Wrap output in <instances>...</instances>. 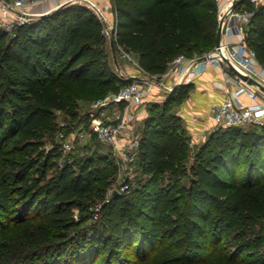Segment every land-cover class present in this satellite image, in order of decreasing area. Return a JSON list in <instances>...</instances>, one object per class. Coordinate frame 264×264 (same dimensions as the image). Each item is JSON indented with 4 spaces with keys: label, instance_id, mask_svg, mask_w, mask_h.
Here are the masks:
<instances>
[{
    "label": "trees",
    "instance_id": "16d2710c",
    "mask_svg": "<svg viewBox=\"0 0 264 264\" xmlns=\"http://www.w3.org/2000/svg\"><path fill=\"white\" fill-rule=\"evenodd\" d=\"M112 3L114 47L146 73L161 75L177 55L216 45L214 0ZM102 27L90 8L68 2L12 35L0 29V264H264V238L252 236L264 218V128L215 129L188 165L190 137L173 111L187 87L149 108L137 151L141 188L104 202L103 232L88 224L116 162L110 149L74 160L76 170L55 168L62 143L54 112L76 127L79 96L102 99L129 83L104 59ZM246 42L264 68V5Z\"/></svg>",
    "mask_w": 264,
    "mask_h": 264
},
{
    "label": "built area",
    "instance_id": "2783aa9c",
    "mask_svg": "<svg viewBox=\"0 0 264 264\" xmlns=\"http://www.w3.org/2000/svg\"><path fill=\"white\" fill-rule=\"evenodd\" d=\"M12 7L16 10H23L16 15L14 11L7 5H3L1 14L3 17H20L24 18L26 13V3L28 0H12ZM70 1V0H68ZM66 1V2H68ZM86 3L98 15L99 20L103 24L102 34L107 40L114 42L116 37V22L114 29L109 26L105 14L95 4L94 0H78ZM222 0H214L219 5ZM65 2V3H66ZM235 0L230 2V7L225 14V24L220 23L222 32L225 36L230 35L233 31H237L242 36V41L237 48L228 41L220 39L218 46L208 51H203L198 55L187 57L183 54L173 58L164 73L161 75H153L147 73L145 77L135 76L129 78L128 84L122 86L117 92L96 101L93 106L94 111L89 113V123L85 129L88 137L95 136L100 142L108 145L112 150L116 163H130L137 158L140 137L132 132L129 125V119L120 113L118 106L140 105L144 102V98L152 93L154 88L162 86L166 90L174 87L177 78H190L204 72L209 66H218L227 68L228 64L247 74L253 82L248 84L239 77H227V82H231L235 86V96L226 97L220 103L211 107V114L215 124L222 127H239V128H264V96L256 89L257 72L254 63L257 62L254 50L248 46L246 42L245 29L251 24L255 15V9L259 0H250L253 5L252 9H238ZM107 23V24H106ZM7 30L14 28L11 22L4 23ZM111 33L112 35H110ZM112 36V37H111ZM123 57L131 59L129 54L117 46ZM132 60V59H131ZM133 61V60H132ZM245 94L253 101L250 105L240 102L239 96ZM114 105L117 109L109 116L102 111L96 114V111L107 105ZM63 136H61L62 138ZM62 147L66 151L73 149V143L70 139L62 142ZM128 189V184L120 188L121 191Z\"/></svg>",
    "mask_w": 264,
    "mask_h": 264
},
{
    "label": "rangeland",
    "instance_id": "374dc122",
    "mask_svg": "<svg viewBox=\"0 0 264 264\" xmlns=\"http://www.w3.org/2000/svg\"><path fill=\"white\" fill-rule=\"evenodd\" d=\"M48 0H28V2L26 3V8L24 10V12L26 13V16L24 18H20V17H3V15L1 14V9L3 5H7L8 7H10L14 13L15 12H23V10H16L12 7V0H0V29L6 31L7 33H9L10 35H12L15 32V29L18 25L24 24V23H28L30 21H33L41 16L44 15H49L51 14V12H53V10H55L56 7L52 10H48L46 12H38L36 9L39 8L40 6H42L43 4H45V2H47ZM68 2H72V3H79V4H83L86 7L90 8L96 15L97 13L95 12L94 9H92L90 6H88L86 3L83 2H79L78 0H70ZM66 2V3H68ZM95 4L103 11V13L105 14V17L107 19V22L109 24V26H111V28L114 29L115 26V16L113 14V3L112 0H94ZM65 2L60 4H66ZM17 13H15L16 15H18ZM98 16V15H97ZM6 22H11L14 24V28L11 30H7L5 27ZM107 24V23H106ZM110 35H112L111 33H109ZM112 37V36H111ZM107 44L104 45L105 48V61L107 63V65L110 67V69L114 72V74L122 79H128V75L127 72L125 71V69H134L137 68V60L136 57L132 54H129L131 59H128L126 57H123L122 53L118 50L117 47H114V42H111L110 40H107L105 38ZM96 48H103L102 46H97ZM139 76V75H137ZM139 77H145L140 75ZM116 86L117 85L116 83ZM113 94V93H111ZM108 94V95H111ZM107 95V96H108ZM99 99H95L93 98H88L86 95H81L77 98L76 100V110L77 113L79 115V118L81 119L80 123L78 126L76 127H72L73 121L70 120V118L66 115L65 112L63 111H55L54 112V122L56 125V138L58 141H60L61 143L65 140V139H70L73 143V149L70 151H66L63 149L61 150V156L60 157H54L51 162L53 164H55V168H62L65 165L72 166L75 170L77 169V165L75 163H73V161L75 160L77 162L78 159H84L88 156H93V155H97V154H105L108 155L110 151V147L102 142H100L97 139H94L93 137H88L85 133V129L87 128V124L84 123L86 114H89L91 111L95 110V107L93 106V104L98 101ZM153 102H144L140 105H134L135 108H133V111H138V110H143L144 113L146 114V117L148 116L149 113V108L152 105ZM159 104H162V101L159 102ZM114 105L110 104L107 106H103L101 108H99L96 111V114L100 113V111H102L104 114H109L110 112L113 111ZM129 109V113H130ZM133 112L131 111L130 114H132ZM112 114V113H111ZM130 121L132 117H128L126 116ZM145 117V119H146ZM73 122V123H72ZM77 122V121H76ZM86 125V126H85ZM74 126V125H73ZM71 128V129H70ZM142 128H143V124L142 123H137L136 124H132V131L135 135H137L138 137H140V134L142 132ZM218 128H222V126L214 124L213 125V130L218 129ZM245 129V128H243ZM61 136H63L61 138ZM208 135H205L202 139H199L198 143L192 144L191 142V138L189 139V149L190 151H187V155H186V162L189 165V162L191 161V165L193 164L194 160H193V156L196 152V150L198 149V147L206 140V137ZM190 137V136H189ZM54 143V142H53ZM53 143H50L49 141L46 143L45 148H51V146H53ZM62 146V145H61ZM76 151L75 154L76 155H69V153H71V151ZM190 158V159H189ZM190 160V161H189ZM72 162V163H71ZM187 165V167H188ZM52 171H49V173H51ZM31 173H33L35 175V171H31ZM110 178H112V181L110 183L109 188L106 190L105 195H104V199L103 200H97L96 203L94 202L90 207H89V213H90V219L88 221V224L90 223H95L96 224V228L98 231H104V226L101 222H97L100 218V213H101V208L104 204V202H108L114 195L115 192H117V194L120 193H125L127 195L133 194L134 190L140 189L145 178L146 175L144 174V172L142 171V164L140 163V161L136 158L134 160H132L130 163H124L121 162L120 163H116V170L114 172H112ZM125 184H128L129 188L127 189V191H121L120 188L122 186H124ZM185 186H187L188 181H185ZM98 219V220H97ZM84 233H87L88 230H84ZM89 233V232H88ZM87 233V234H88ZM261 236L262 238H264V218H262L260 220V224L259 226L254 230V233L252 236ZM108 236V235H107Z\"/></svg>",
    "mask_w": 264,
    "mask_h": 264
},
{
    "label": "crops",
    "instance_id": "0c3cea01",
    "mask_svg": "<svg viewBox=\"0 0 264 264\" xmlns=\"http://www.w3.org/2000/svg\"><path fill=\"white\" fill-rule=\"evenodd\" d=\"M68 0H48L37 8L38 12H46L52 10L58 5L66 2ZM234 0H222L218 6V15H219V24L224 22L225 24V14L230 7V2ZM264 5V0H259L257 7ZM115 16V12L113 10ZM224 27V26H223ZM222 27V28H223ZM221 28V30H222ZM247 29H245V34L247 35ZM222 41H228L233 48H237L239 43L242 41V36L236 30L233 31L230 35L225 36L222 32L221 34ZM254 68L257 72V84L256 89L264 96V68L258 63H254ZM129 78L135 77L137 75L145 76L147 75L139 65L134 69H125ZM237 77L236 74L231 70L230 64L227 68L218 67V66H209L201 74L190 77V78H177L174 82V87L171 90H166L162 86H157L154 88L152 93L148 94L144 98V102H153L159 103L167 100L169 94L176 88H185L187 87V93L184 95L182 100L175 104L173 111L181 119V123L185 128L186 132L191 138L192 144L198 143L199 139H202L205 135L210 134L213 131V125L215 124L212 114L211 107L214 104L220 103L226 97L235 96V86L231 82H227V77ZM241 103L245 105H250L253 103L245 94L239 96ZM143 102V103H144ZM135 108L134 105L125 106L121 104L118 106V110L122 115L128 116L131 118L129 120V125L132 128V124L142 123L146 114L143 110L133 111ZM117 109L115 106L113 111ZM131 111L133 112L132 114ZM110 112L108 115L110 116ZM134 131V130H133ZM132 131V132H133Z\"/></svg>",
    "mask_w": 264,
    "mask_h": 264
},
{
    "label": "water",
    "instance_id": "95a60500",
    "mask_svg": "<svg viewBox=\"0 0 264 264\" xmlns=\"http://www.w3.org/2000/svg\"><path fill=\"white\" fill-rule=\"evenodd\" d=\"M244 1L245 0H235L234 3L236 5H240ZM220 39H221V26L219 24L218 29H217V32H216V46H218ZM230 68L236 74V76L239 77L240 79H242L243 81L247 82L248 84H250L251 82H253L251 80V78L247 74H245V73H243L241 71H238L236 68H234L231 65H230ZM190 163H191V161H190ZM114 194H117V192H115Z\"/></svg>",
    "mask_w": 264,
    "mask_h": 264
}]
</instances>
